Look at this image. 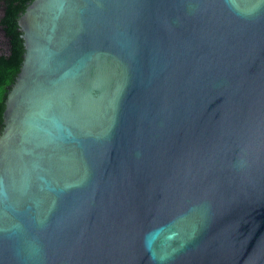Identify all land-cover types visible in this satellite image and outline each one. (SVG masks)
I'll use <instances>...</instances> for the list:
<instances>
[{
	"label": "water",
	"instance_id": "1",
	"mask_svg": "<svg viewBox=\"0 0 264 264\" xmlns=\"http://www.w3.org/2000/svg\"><path fill=\"white\" fill-rule=\"evenodd\" d=\"M0 132V264H264V0H33Z\"/></svg>",
	"mask_w": 264,
	"mask_h": 264
},
{
	"label": "trees",
	"instance_id": "2",
	"mask_svg": "<svg viewBox=\"0 0 264 264\" xmlns=\"http://www.w3.org/2000/svg\"><path fill=\"white\" fill-rule=\"evenodd\" d=\"M33 0H0L3 15L0 25L7 43L0 51V132L5 110L6 92L20 72L25 52L24 41L19 31L18 20Z\"/></svg>",
	"mask_w": 264,
	"mask_h": 264
},
{
	"label": "rangeland",
	"instance_id": "3",
	"mask_svg": "<svg viewBox=\"0 0 264 264\" xmlns=\"http://www.w3.org/2000/svg\"><path fill=\"white\" fill-rule=\"evenodd\" d=\"M3 15V5H0V17ZM7 43L4 31L0 25V51L5 48Z\"/></svg>",
	"mask_w": 264,
	"mask_h": 264
}]
</instances>
